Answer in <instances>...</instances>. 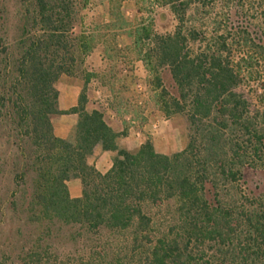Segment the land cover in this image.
<instances>
[{
  "label": "trees",
  "instance_id": "1",
  "mask_svg": "<svg viewBox=\"0 0 264 264\" xmlns=\"http://www.w3.org/2000/svg\"><path fill=\"white\" fill-rule=\"evenodd\" d=\"M9 25L0 0V146L11 156L1 212L16 238L17 264H264V0H139L168 7L175 25L128 31L148 46L156 106L188 124L185 146L163 154L152 138L119 146L127 129L106 120L112 105L88 107L92 73L76 53V0H18ZM126 0L103 4L106 27H128ZM166 74V79L163 78ZM62 75L82 82L77 104L58 108ZM75 113L70 139L51 117ZM96 144L115 153L106 172L88 163ZM4 160V159H3ZM0 158V175L7 163ZM79 179L81 193L67 183ZM28 232L24 234L23 228Z\"/></svg>",
  "mask_w": 264,
  "mask_h": 264
},
{
  "label": "rangeland",
  "instance_id": "2",
  "mask_svg": "<svg viewBox=\"0 0 264 264\" xmlns=\"http://www.w3.org/2000/svg\"><path fill=\"white\" fill-rule=\"evenodd\" d=\"M138 1L126 0L121 5V12L128 21L126 28L106 27L101 23V16L106 21L111 19L103 4L98 2L90 4L87 0H76L73 4L75 35L92 34L95 40L94 48L89 54L76 53L82 59L78 62V72L84 71L93 75L86 87L89 98L88 107H100V105L106 107L109 102L112 107L106 111V120L108 123H116L120 130L126 129L127 123L139 127L146 124L147 119L144 113H150L153 118H162L163 121L169 118L170 122H165L162 126L158 125L159 127L153 130L157 133L160 129L161 133H164V129L165 132L167 131L166 127L169 128L171 125L177 127L175 136L182 141L183 148L188 135L186 119L180 114L166 116L156 106L152 91L154 72L145 58L148 46L141 47L142 50H140V47L133 42L134 37L128 33L142 25L148 26L154 32H169L173 30L175 21L168 7L158 6L148 1ZM18 2V0H8L10 16ZM9 25L12 30L16 25V19L12 16L9 18ZM166 76L163 74V78L166 79ZM150 128L147 127V130H144V136L149 134L152 138ZM2 141L0 140V143ZM2 148L3 146H0V158L7 164L4 167L6 173L0 175V203L9 196L11 174L7 171L11 166L10 158L15 152V149ZM77 181L74 182L73 179L67 183L71 196L79 190L81 193V183L78 178ZM14 223L9 214H3L0 210V264H17L13 258L10 259L7 256L9 241L16 238ZM23 232L27 233L28 228L24 227Z\"/></svg>",
  "mask_w": 264,
  "mask_h": 264
},
{
  "label": "crops",
  "instance_id": "3",
  "mask_svg": "<svg viewBox=\"0 0 264 264\" xmlns=\"http://www.w3.org/2000/svg\"><path fill=\"white\" fill-rule=\"evenodd\" d=\"M56 88L58 90V108L60 111H67L77 104L82 89V82L78 80L71 81L69 77L62 75L56 83ZM144 116L147 122L140 127L127 123L126 134L119 140V146L121 148L128 151H136L144 142V130H147V127L152 128L149 130L152 134V141L156 151L169 154L179 151L182 148V141L175 136L178 130L177 127L172 125L169 128L166 127L167 131L165 132L164 129V133H161L160 129L157 133L153 130L156 127L162 126L165 122H170L169 118L163 121L162 118L151 117L150 113H144ZM76 121L77 114L75 113L53 115L51 117V123L54 134L63 139H70L74 134ZM110 124L116 130H120L117 128L116 123L110 122ZM114 156L115 153L103 150L100 144H96L92 154L88 158V163L93 165L97 170L106 172L111 167ZM74 182H78L77 179H74ZM79 195L80 190L73 196L77 197Z\"/></svg>",
  "mask_w": 264,
  "mask_h": 264
}]
</instances>
